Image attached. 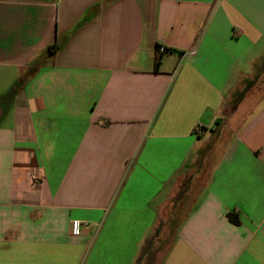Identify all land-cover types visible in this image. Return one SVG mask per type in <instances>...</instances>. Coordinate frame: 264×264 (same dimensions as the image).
I'll return each mask as SVG.
<instances>
[{
	"label": "crops",
	"instance_id": "1",
	"mask_svg": "<svg viewBox=\"0 0 264 264\" xmlns=\"http://www.w3.org/2000/svg\"><path fill=\"white\" fill-rule=\"evenodd\" d=\"M0 264H264V0H0Z\"/></svg>",
	"mask_w": 264,
	"mask_h": 264
},
{
	"label": "built area",
	"instance_id": "2",
	"mask_svg": "<svg viewBox=\"0 0 264 264\" xmlns=\"http://www.w3.org/2000/svg\"><path fill=\"white\" fill-rule=\"evenodd\" d=\"M157 50L159 51V53L167 52V50L165 48H163V47H159ZM195 130L198 132V131L201 130V127L197 126L195 128ZM30 180H31L33 185H37L40 182V178L35 173H32L30 175ZM70 229H71L72 235H74V236L79 235L80 234V229H81V222L78 221V220H71Z\"/></svg>",
	"mask_w": 264,
	"mask_h": 264
},
{
	"label": "trees",
	"instance_id": "3",
	"mask_svg": "<svg viewBox=\"0 0 264 264\" xmlns=\"http://www.w3.org/2000/svg\"><path fill=\"white\" fill-rule=\"evenodd\" d=\"M57 48V45L56 44H54V45H52L51 47H49V51L50 52H52L53 51V49H56ZM159 48V47H158ZM157 48V49H158ZM157 57L155 58V69L158 67V65H159V62H160V56H161V54L162 53H159V51L157 52Z\"/></svg>",
	"mask_w": 264,
	"mask_h": 264
}]
</instances>
